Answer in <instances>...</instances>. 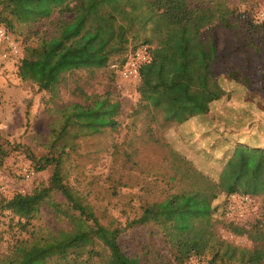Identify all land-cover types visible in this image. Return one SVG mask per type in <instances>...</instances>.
Masks as SVG:
<instances>
[{
	"label": "rangeland",
	"instance_id": "1",
	"mask_svg": "<svg viewBox=\"0 0 264 264\" xmlns=\"http://www.w3.org/2000/svg\"><path fill=\"white\" fill-rule=\"evenodd\" d=\"M188 1L195 7L222 3L233 11L227 17L229 26L215 22L213 28L219 54L214 68L227 90L218 101L209 100L192 79L176 76L173 64L166 65L165 45L152 46V58L153 50L158 51V62L146 78L124 80L112 68L121 56L100 60L112 34V27L100 18L94 20L93 40L71 48L64 65H60L66 62L61 57L27 60V48L40 43L27 26H17L10 33L20 54L0 46V179L8 191L6 196L0 194V259L9 257L16 243L30 239L38 228L69 227L68 220L57 217L44 199L54 166L37 172L31 181L22 180L20 167L29 163L39 168L41 159L51 157L52 124L60 109L108 93L123 102L118 131L80 139L64 170L66 181L94 209L101 224L122 229L119 240L126 255L140 257L142 264H156L158 253L171 257L159 228L152 224L130 227L129 223L141 215L146 203L177 190L178 183L171 181L179 165L176 154L220 185L213 216L218 235L237 246H253L247 236L233 234L229 225L264 227V177L252 182L246 176L237 179L231 172L241 162L236 149L240 143L264 148V0ZM58 17L33 29L52 34ZM234 71L240 80L232 78ZM48 78L50 89H41L39 84ZM156 90L172 93L185 103L190 119L168 123L162 112L144 108L142 99ZM251 164L248 160L245 166ZM232 189L240 193L228 194ZM50 196L66 203L56 191ZM28 217L30 223L24 228ZM186 264L207 263L193 258Z\"/></svg>",
	"mask_w": 264,
	"mask_h": 264
},
{
	"label": "trees",
	"instance_id": "2",
	"mask_svg": "<svg viewBox=\"0 0 264 264\" xmlns=\"http://www.w3.org/2000/svg\"><path fill=\"white\" fill-rule=\"evenodd\" d=\"M232 12L222 3L195 7L188 0H0V26L9 33L17 26H27L32 35L39 37L37 47L27 48V60L61 57L66 62L60 65H64L69 61L66 54L71 48L91 40L94 20L100 18L112 27L100 60L121 56L113 64L122 68L129 55L142 45H148L151 52L152 46L157 49L165 45L166 65L173 64L176 76L192 79L209 100L218 101L227 90L214 68L219 54L213 28L215 22L229 26L227 17ZM54 15L59 17L53 22L52 34L33 29ZM153 52L151 62L142 67L144 78L158 62V51ZM232 78L240 80L235 71ZM51 84L48 78L39 86L49 90ZM142 101L146 102L144 108L162 112L168 123L183 124L190 119L188 106L172 93L156 90ZM122 108V100L108 93L104 98L94 97L89 103H73L58 111L51 130V157L41 159L42 164L35 169L40 172L54 166L44 199H48L45 201L53 213L67 219L70 225L58 231L38 228L30 239L18 241L11 255L0 259V264H142L140 257H129L124 252L119 240L122 229L101 224L94 209L66 181L64 170L66 160L77 152L80 139L107 130L118 131ZM236 149L241 162L231 174L237 179L246 176L252 182L262 179L264 148L240 143ZM175 159L179 165L171 181L178 183L177 190L146 203L141 215L129 223L130 227L152 224L162 231L171 257L158 253L156 264H186L193 258L207 264H264V227L229 225L233 234L247 236L253 242L251 247L221 238L213 219L217 212L214 202L222 191L220 185L184 157L176 154ZM248 160L252 164L247 168ZM52 191L60 193L66 203L55 201L50 196ZM235 193L240 192H228ZM30 219L22 227L26 228ZM150 256L147 252L149 263Z\"/></svg>",
	"mask_w": 264,
	"mask_h": 264
},
{
	"label": "built area",
	"instance_id": "3",
	"mask_svg": "<svg viewBox=\"0 0 264 264\" xmlns=\"http://www.w3.org/2000/svg\"><path fill=\"white\" fill-rule=\"evenodd\" d=\"M2 45H6L12 54H20L18 46L4 27H0V46ZM151 54V48L148 45H142L129 56L122 68H120L118 64H113L112 68L118 71L126 81H139L142 77V67L149 64L152 60ZM7 56L8 55L5 53L4 57L6 58ZM36 174L37 171L32 164L27 163L20 167V177L24 181H31L35 178ZM7 193V187L0 179V194L6 196ZM21 193L25 194V191L22 190Z\"/></svg>",
	"mask_w": 264,
	"mask_h": 264
}]
</instances>
